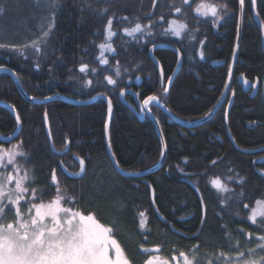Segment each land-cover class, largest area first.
I'll return each mask as SVG.
<instances>
[{"label": "trees", "instance_id": "trees-1", "mask_svg": "<svg viewBox=\"0 0 264 264\" xmlns=\"http://www.w3.org/2000/svg\"><path fill=\"white\" fill-rule=\"evenodd\" d=\"M230 3L234 6L235 0H230ZM0 4L7 5L6 10L0 14V35L23 39L30 34V30L36 29L39 23L36 19L38 10L32 7L31 0H0ZM106 6L109 5L103 0H88L87 3L85 0H64L56 35L47 49L46 58L41 59L40 69H35L31 58L25 60L18 54L4 50H0V64L17 73L23 89L31 97L44 98L60 94L77 99H89L105 91L103 86L106 81L103 80V75L110 74L116 78L113 68L116 60L120 61L121 69L131 66L129 72L117 78L118 87L107 86L111 89L107 92V97H111L113 105L109 138L112 151L117 154L121 167L125 171L139 172L158 164L162 145L154 122L148 116L139 121L120 102L119 90L127 81H133L138 76L142 79L141 86L137 88L131 82V88L140 94V100L150 94L162 95L160 72L149 57L151 42L136 43L122 33L113 38L116 52L106 55L109 65H99L96 60L100 51L97 45L104 40V18L98 12ZM150 8L151 0H115L111 4V9L118 16L128 15L133 21L140 17L141 21L146 22L145 17ZM167 10L164 0H159L157 11ZM257 12L264 22V5L261 0H257ZM238 22L239 19L233 17L225 18L218 28H213L211 24H201L200 31L196 33V41L187 38L183 40L185 55L182 67L169 88L168 95L163 97L166 107L174 115L184 121L198 120L221 98L236 45ZM190 23L195 24L196 21L190 20ZM160 32L161 29L158 28L152 42L181 46L179 43H172L176 40L175 37L163 36ZM205 36L204 58L200 59L198 41L205 39ZM85 48H88L87 53L84 52ZM154 55L163 66L166 83L167 77L176 68V54L169 49H158ZM81 61L108 71L98 74L93 85L86 88L81 80L69 79L70 76L83 75L77 71ZM50 67L55 69L52 74L49 73ZM241 73L250 81L259 77V91L254 98L250 97L251 91L245 92L239 84L238 77ZM230 88L235 91V95L227 120L224 119V112L227 101L231 99V91L225 96L223 105L216 114L195 127L183 126L162 110L153 107L152 113L160 120L166 144L165 161L159 170L146 177H124L110 164L105 136L108 114L105 99L99 98L88 105H72L61 100L36 104L21 96L7 72H0V102L15 105L21 113L24 123L18 138L26 141L27 150L31 153L28 166L36 172L40 186L49 182L51 169L57 168L61 186L66 187L70 193L73 189L77 193L82 190L85 202H94L105 220L114 215L122 217L127 229L121 239L133 246L139 243L133 216L138 210H146L152 229L148 234L149 243L167 241L163 248L166 256L174 254L173 247L183 250L197 242L192 239L193 233L200 228L201 210L196 188L204 195L208 215V227L204 229L199 242L216 243L220 240L221 221L217 212H220L223 222L230 225V230L237 239L241 238L236 236L238 229L243 228L248 232L256 228V225L247 220L248 210L242 204L254 205L255 199L264 194V176L260 175L264 171V151L244 153L234 147L229 136L230 133L241 149L256 150L264 147V47L262 31L254 19L253 11L248 7V0ZM127 99L133 102L130 96ZM45 112L48 114L55 148L63 150L65 139L70 141V150L64 156H58L51 150L45 133ZM16 127L11 110L0 104V134L9 136ZM15 142L16 140L10 143L0 141V144L11 146ZM73 156L86 158L89 170L83 180L71 179L66 174H61V169L57 167L62 162L67 169L76 172L78 164ZM185 157L188 158L187 165L184 164ZM218 157L222 159L216 165H211V160ZM88 160L91 161L90 164ZM141 160L144 163H140ZM229 167L232 169L231 173L228 172ZM180 168L184 169L183 173ZM236 173L246 179L242 189L245 195H239V185L229 183L234 192L223 194L232 199L228 201L227 207L222 208L209 180L214 174L224 177L235 176ZM146 181L155 188L159 215L151 205ZM98 187H102L104 191L97 199ZM53 194L54 189L49 191V196ZM118 208H122V211L117 212ZM172 226L178 231H172ZM251 246L255 247V244ZM136 259L139 264L140 257L137 256Z\"/></svg>", "mask_w": 264, "mask_h": 264}, {"label": "snow or ice", "instance_id": "snow-or-ice-1", "mask_svg": "<svg viewBox=\"0 0 264 264\" xmlns=\"http://www.w3.org/2000/svg\"><path fill=\"white\" fill-rule=\"evenodd\" d=\"M87 3L88 0H85ZM109 6L99 9L98 14L104 18L103 34L104 40L99 43V55L96 60L99 65H109V59L105 53H115L116 48L113 46V38L118 37V33L123 36L130 37L136 43L151 42L150 52H154L157 45L155 42L156 30L161 29L160 34L163 36H172L176 40L172 43H179L180 47H175L174 51L177 57V63L185 55L183 51V40L185 38L190 41H196V33L200 31V25L211 24L213 28L222 26L221 22L225 18H238L243 20L245 14L246 0H235L232 6L230 0H164L167 5V12L157 11L159 0H151V8L145 17L146 22L141 21L140 17L131 20L128 15H117L111 4L115 0H103ZM32 7L36 12V19L39 23L34 31L30 30V34L23 39L7 38L0 35V50L12 52L23 57L25 60L32 59L35 69H40L41 59L46 58V52L58 28L61 10L64 7V0H31ZM264 5V0H261ZM7 5L0 4V14L6 10ZM90 7V4H89ZM248 7L255 12L257 0H248ZM83 12V8H81ZM83 19V17H82ZM190 20L196 21L195 24ZM115 22V24H114ZM264 29V23H261ZM114 27L116 30H114ZM240 25H236L237 38L239 37ZM205 39L199 40L200 46L198 55L200 59L204 58L203 47ZM127 43V42H125ZM237 47L233 49V60L236 58ZM88 52V48L84 49ZM156 63L159 65V61ZM139 67L138 65L136 66ZM115 77L107 74L103 75L106 84L103 86L105 91L99 92L98 95L107 96V92L111 91L107 86L113 88L118 87V79L123 73L130 71L131 66L121 69L120 61L116 60L113 66ZM0 71L7 72L16 83H19L17 73L0 64ZM55 71L54 67L49 68V73ZM77 71L83 74L80 77L70 76L69 79H79L83 86L88 88L94 83V78L98 74L108 71L101 69L99 66H92L89 62L81 61ZM233 68L228 66L227 78L230 82L232 79ZM244 85L249 84V80L244 73L240 74ZM138 80L139 77L137 76ZM160 82L162 86V95L150 94L146 95L141 103L140 110L152 113V108L165 109L170 115L172 110L166 108V97L169 93V87L172 83V77H167L165 83L163 66H160ZM259 77L251 84L252 88H256L259 84ZM124 87H120L119 95L125 96ZM225 92L235 91L230 88V83L224 85ZM139 97V93H135ZM29 99L36 103L37 97L32 96ZM54 99L53 96H45L44 101ZM224 95L216 102L201 118L208 119L214 114L216 107L220 105ZM232 101L228 100L227 104L231 106ZM11 112L14 114V123L17 128L22 129L23 119L21 113L15 105L10 106ZM108 122L111 121L112 99L107 98ZM153 118L157 124L160 120ZM228 112L225 110L224 119L227 120ZM190 123L192 121H189ZM44 124L47 129L46 136L49 141L53 139L51 126L48 122V114L44 113ZM107 133V123L105 126ZM15 139L10 147H4L0 144V264H137L136 257H140L139 264H264V194L260 198L255 199L254 205L251 203H243L244 209L248 210L247 220H249L256 228L253 231L245 232L240 228L236 232L235 238L230 225L223 222L220 212L216 215L220 217L219 229L221 231L220 240L216 243L199 242L204 233V229L208 227L207 203L204 195L199 188L198 202L200 205V228L193 233L192 239L195 243L186 249H177L173 247L174 254L166 256L163 254V248L167 241L163 243H149V233H151L150 222L146 210H138L133 216V225L135 227V235L139 243L135 246L126 243L121 239L125 235L127 225L122 217L114 215L111 219L105 220L98 210L94 202H85L83 192L77 193L74 189L71 193L66 187H62L60 179L57 175V168H52L50 172V180L43 187L37 177L36 172L29 168V160L31 153L27 150L26 141L16 136L15 131L12 137H0V141H11ZM70 141L65 139V150L68 149ZM54 148V145H53ZM108 149L110 151V164L114 170H119L125 177H135L142 175L141 172H126L121 167V162L117 158L115 152H111V139L108 140ZM166 151V145H163L160 156L163 159ZM78 162V172L74 173L76 177L83 180L88 174V166L86 158L75 156ZM211 160V165H216L218 160ZM91 161L88 160V164ZM140 163H144L143 160ZM257 163V162H254ZM184 164H188V158H184ZM61 169V174L66 171L62 163L57 165ZM182 173L183 168L179 169ZM151 171V169H145ZM231 173V167L228 168ZM186 174V173H185ZM264 176V171L260 173ZM94 178H97L94 176ZM229 183H235L241 187L239 195L243 197V185L246 179L236 173L235 176L228 175L222 177L221 174H214L209 184L211 189H215L216 200L218 204L224 208L227 207L228 201L232 197H224L223 194L234 192L229 187ZM150 202L154 211L159 215V208L156 207V191L151 183L146 185ZM54 189V194L49 196V191ZM104 189L98 187L96 189V198ZM117 212L122 208L116 209ZM239 215V213H237ZM164 220L163 216H160ZM167 223V221H165ZM172 231H178L174 226ZM254 233H256L254 235ZM181 235H184L181 233ZM251 244H255L252 247Z\"/></svg>", "mask_w": 264, "mask_h": 264}, {"label": "water", "instance_id": "water-1", "mask_svg": "<svg viewBox=\"0 0 264 264\" xmlns=\"http://www.w3.org/2000/svg\"><path fill=\"white\" fill-rule=\"evenodd\" d=\"M255 12H257V7H256ZM253 15H254V19L256 20V22L258 23V25H259V27H260V29H261V31H262V43H263V47H264V29H262L261 26H260L261 23H264V22L261 20V18H260L259 16H255V13H254V12H253ZM238 23H239V25H240V30H239V37H238L237 40H236V45H235V47H237V45H238V48H239L240 35H241V28H242V21L239 20ZM156 45H157V47H156L155 51L158 50V49H169V50H172L173 52H175V51H174L175 46L168 45V44H156ZM238 48H237V51H236V57H237V53H238ZM155 51H154V52H155ZM154 52H150V51H149V57H150V59L153 61V63L156 65V67L158 68V70H159V72H160V66H161V65H160V63H159V65L156 63L157 59H156V57H155V55H154ZM235 60H236V58H235ZM235 60H233V58H232V62H231V66H232V68L234 67ZM182 63H183V57H182V59L180 60V63H179V64L177 63L176 68H175V70L173 71V74L171 75V77H172V83L174 82V80H175V78H176L178 72L180 71V69H181V67H182ZM217 63H219V62H217ZM220 63H221V62H220ZM0 72H1V71H0ZM11 79H12V81L15 83V85H16V87H17V90L19 91V93L21 94V96H22L25 100L32 102V101L29 99V97H31V96H29V95L25 92V90H24L23 87H22L21 82L16 83L15 80H14L12 77H11ZM238 81H239V84L242 86V88H243V90H244L245 92H249V91H251V93H250V97H251V98H254V97L258 94V91H259V85H260V84H258V86H257L256 88H252V87H251V84H252L254 81H250V80H249V84H248V85H244L241 76L238 77ZM131 82H133L134 85H135L137 88H139V87L141 86L142 79H141V77H139L138 80L135 78L133 81H131V80L127 81L126 89H125V96L121 97V96L119 95V100H120V102H121L125 107H127V108H128V109H129L134 115H135L136 118H138L139 121H143V120H145L146 116H148V117L154 122V124L156 125V129H157V132H158V136H159L160 141H161V145H162V147H163V145H166V144H165L164 136H163V133H162V130H161V127H160V123L157 124V123L155 122V120H154V118H153V114H149L146 110L143 111V112L140 110V107H139V106H140V103H141L142 100H140V98L137 97V96L135 95V93H138V92H137L135 89L131 88ZM230 82H231V81H230ZM230 82H229L228 79H227V83H230ZM172 83H171V85H172ZM171 85H170V87H171ZM170 87H169V88H170ZM227 93H228V92H225V91H224V93H223V95H224V99H225V96L227 95ZM127 96H130V97L132 98L133 102L128 101ZM53 97H54V99H52V100H50V101H47V102L44 101V98H37V101H38V102H36V104H47V103H49V102H51V101L61 100V101L67 102V103L72 104V105H88V104H92V103H94V102H95L97 99H99V98L105 99L106 102H107V98H108L107 96L95 95L94 97L89 98V99H77V98H71V97H67V96H64V95H60V94L53 95ZM220 99H221V98H220ZM220 99H219V100H220ZM224 99L221 100L220 105H219L218 107H216V109L214 110V114H213L210 118H212V117L216 114V112L222 107L223 102H224ZM230 100L232 101V103H231V106H232V104H233V95L231 96V99H230ZM33 103H34V102H33ZM0 104L4 105V106H6L7 108L10 109L11 104H9V103H7V102H0ZM231 106L227 105V107H226V110H227L228 114H229V110H230ZM166 108H167V107H166ZM160 110H162L164 113H166L167 115H169V117H170L171 119H174V120L178 121L181 125H183V126H188V127H195V126H198V125H200V124H202V123H204V122H206L207 120L210 119V118H208V119H202V118H200V119L195 120V121H192V122L190 123L189 121H184V120H182L181 118H179L178 116L174 115L173 113L170 115V114H169L167 111H165V109H163V108H161ZM112 113H113V105H112ZM112 113H111V117H112ZM13 115H14V114H13ZM48 122H49V119H48ZM106 123H107V133H106V129H105V136H106V144H107L108 155H109V157H110V151H109V149H108L109 126H110V123L108 122V114H107ZM49 124H50V123H49ZM44 126H45V124H44ZM105 126H106V124H105ZM20 131H21V129L16 127V129H15V134H16L17 137L19 136ZM46 131H47V129H46V127H45V133H46ZM12 136H13V133H12V135H10V136H4V135L0 134V137H12ZM229 136H230L231 142H232V144L234 145V147H235L236 149H238V150L244 152V153L254 154V153H258V152H263V151H264V147L259 148V149H256V150H245V149H241V148H239V147L237 146L236 142L234 141V139H233V137L231 136L230 133H229ZM12 141H15V139L11 140L10 142H12ZM48 141H49V140H48ZM1 142L10 143L9 141H1ZM49 145H50V147H51L52 152H53L54 154L58 155V156H64V155H66V154L69 152V150L66 152L65 148H64L63 150H58V149L55 148V146H54V148H53V145H54V143H53V139H52L51 141H49ZM68 149H69V144H68ZM111 152H113V151H112V148H111ZM74 157H75V156H73V159H74ZM165 157H166V151H165L164 158H163V159L161 158L157 165H155L154 167L149 168V169H151V171H145V170H143V171H139V172L142 173V175H140V176H135V177H141V178H143V177H146V176H148L149 174H151V173H153V172L159 170V169L161 168V166L163 165L164 161H165ZM74 160H75V159H74ZM75 161H76V160H75ZM60 163H62V162H60ZM76 163L78 164L77 161H76ZM62 164H63V163H62ZM63 166H64V164H63ZM64 169L66 170V171L64 172V174H66L67 177H69V178H71V179H79L78 177H76V176L74 175V173H76V172H78V171H76V172H72V171H70L69 169H67L65 166H64ZM78 170H79V169H78ZM117 172H118L120 175L124 176V174L121 173V172H119V170H117ZM126 172H130V171H126ZM124 177H125V176H124ZM146 184H149V182L146 181Z\"/></svg>", "mask_w": 264, "mask_h": 264}, {"label": "flooded vegetation", "instance_id": "flooded-vegetation-1", "mask_svg": "<svg viewBox=\"0 0 264 264\" xmlns=\"http://www.w3.org/2000/svg\"><path fill=\"white\" fill-rule=\"evenodd\" d=\"M2 146H4V147H9L10 144H3ZM77 171H78V170H77Z\"/></svg>", "mask_w": 264, "mask_h": 264}, {"label": "rangeland", "instance_id": "rangeland-1", "mask_svg": "<svg viewBox=\"0 0 264 264\" xmlns=\"http://www.w3.org/2000/svg\"><path fill=\"white\" fill-rule=\"evenodd\" d=\"M105 55H107V53H105ZM10 147V146H9Z\"/></svg>", "mask_w": 264, "mask_h": 264}]
</instances>
